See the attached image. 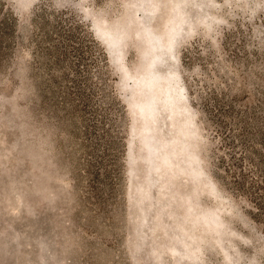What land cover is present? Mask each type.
I'll use <instances>...</instances> for the list:
<instances>
[{
    "label": "rangeland",
    "instance_id": "rangeland-1",
    "mask_svg": "<svg viewBox=\"0 0 264 264\" xmlns=\"http://www.w3.org/2000/svg\"><path fill=\"white\" fill-rule=\"evenodd\" d=\"M0 191V264H264V0H0Z\"/></svg>",
    "mask_w": 264,
    "mask_h": 264
},
{
    "label": "trees",
    "instance_id": "trees-1",
    "mask_svg": "<svg viewBox=\"0 0 264 264\" xmlns=\"http://www.w3.org/2000/svg\"><path fill=\"white\" fill-rule=\"evenodd\" d=\"M20 117H21V118H20V119H21V124H22V123H26V124H28V122H29V121H28V120H29V115H28V112H27L26 110H21V111H20ZM22 126H23V127H26L25 124H22ZM7 191H8V190H7ZM0 195H2V192H1V191H0ZM68 249H69V248H68ZM89 251H90V252H95L94 247H93V248L90 247V248H89Z\"/></svg>",
    "mask_w": 264,
    "mask_h": 264
},
{
    "label": "snow or ice",
    "instance_id": "snow-or-ice-1",
    "mask_svg": "<svg viewBox=\"0 0 264 264\" xmlns=\"http://www.w3.org/2000/svg\"><path fill=\"white\" fill-rule=\"evenodd\" d=\"M251 214V213H250ZM259 215V213L257 214V216Z\"/></svg>",
    "mask_w": 264,
    "mask_h": 264
}]
</instances>
